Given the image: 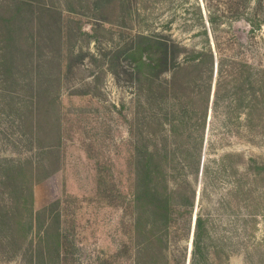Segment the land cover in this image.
<instances>
[{"label":"rangeland","instance_id":"obj_1","mask_svg":"<svg viewBox=\"0 0 264 264\" xmlns=\"http://www.w3.org/2000/svg\"><path fill=\"white\" fill-rule=\"evenodd\" d=\"M45 1L59 12L54 14L55 23H50L45 15L48 22H41L36 10L27 9L0 39V160L33 156L21 142L17 143L19 118L26 117L18 113V94L27 93L31 97L40 90L42 80L54 76L57 109L64 122L60 169L46 178L43 173L35 177L39 180L34 184V207L39 211L62 201V222L56 225L65 228L70 242L66 247L69 252L66 264L150 263L147 234L143 230V235L138 237L134 228L139 216L143 228L153 218L145 212L144 204L133 201L135 191L141 188L138 174L143 166L139 165V156L146 154L145 144L162 154L166 149L176 153L175 164L167 165L159 184L161 195L170 200L171 215L164 241L153 248L158 254L155 263L189 264L192 221L197 211L211 220L214 237L200 264H264V180L258 183L262 197L256 227L252 229V224L246 226L242 220L247 208H239L235 200L231 201L233 207L227 205L229 181L212 186L207 184L201 170L198 172L200 153L209 165L226 154L237 155L233 165L242 172L250 158L264 163V141L259 138L249 142L236 133L239 130L236 125L231 134L223 129L213 132L214 122L200 147L193 145L187 132L184 138L175 141L165 140L158 132L149 142L151 135L144 125L149 111L145 94L142 93L139 105L134 86L124 74L117 79L108 69V59L104 56L117 45L122 31L129 34L132 25L140 31L147 28L146 23L127 22V29H123L118 25L122 21L117 23L112 17L108 21L111 23L98 22L85 1L76 0L74 9H69L66 0ZM173 1L170 9L157 10L152 26L165 29L170 20L176 19L172 25L175 37L188 46H199L201 40L194 36L198 29L186 31L183 9L179 1ZM0 4L2 14L17 9L13 0H0ZM234 34L249 43L247 46L251 45L253 51L264 55V26L253 35L245 23H237ZM38 63L43 66L42 75L37 72ZM122 64L126 68L128 62ZM154 108L159 113L156 104ZM139 118L143 120L140 126ZM154 128L160 130V125ZM26 130L29 132L27 126ZM230 216L241 219L234 226L228 224ZM238 227L241 231L237 232L234 247L221 250L222 239L227 244V237L235 235ZM52 262L44 264H56ZM0 264H25V261L19 254L9 257L0 245Z\"/></svg>","mask_w":264,"mask_h":264},{"label":"trees","instance_id":"obj_2","mask_svg":"<svg viewBox=\"0 0 264 264\" xmlns=\"http://www.w3.org/2000/svg\"><path fill=\"white\" fill-rule=\"evenodd\" d=\"M13 1L17 5L16 11L8 14L0 11V39L8 29L10 31L12 22L21 13H27V9L36 10L41 22H48L49 19L50 23H55L54 14H59L55 6L45 0ZM66 1L69 9H74L72 5L76 0ZM77 1H85L98 22L104 24L111 23L108 22L110 17L117 23L121 20L118 25L123 29H127V22L131 25L133 22L136 25L146 23L147 28L140 31L135 30L133 25L129 34L122 31L117 45L104 56L113 75L119 80L123 74L126 75L134 86L139 105L142 93L145 94L149 111L144 125L151 135L149 142L156 138L158 132L167 141L184 138L187 132L193 145L200 147L205 133L211 131L214 122L213 132L223 129L231 134L236 125L239 129L236 133L249 142L259 141V138L264 141V55L253 51L251 45L247 46L249 43H244L234 34L237 23H245L253 35L262 29L264 0H177L183 9L181 15L186 20V31L198 29L194 36L200 38L201 44L195 47L175 37L172 25L176 19L170 20L165 29L152 26L157 10L170 9L173 0ZM248 53H252L253 58H249ZM122 61L128 62L126 68ZM36 69L40 75L43 74L40 63ZM40 84V90L31 97L19 92L17 103L18 113L26 114V117L19 118L17 143L21 142L25 151L34 153L33 156L29 159L0 160V245L11 258L21 255L25 264H44L47 261L66 264L69 254L66 247L70 242L65 228L56 225L62 222V201L39 211L34 207V184L39 180L35 177L43 173L46 178L59 171L63 135L55 78L42 80ZM155 104L160 114L155 112ZM28 110L29 113H26ZM142 121L139 118V126ZM156 124L160 125V130L154 128ZM149 147L145 144L143 149L146 154L139 156V165L143 166L138 174L141 188L135 191L133 201L144 204L145 212L153 218L143 228L142 216H139L135 219L134 228L138 237L145 230L146 249L153 261L149 262L156 264L158 254L153 248L164 241L171 215L170 200L161 195L159 184L166 174L167 165L175 164L176 153H169L166 149L162 154ZM191 157L194 158L195 154ZM236 157L226 154L212 160L211 165L204 163L202 174L207 184L212 186L229 181L228 207H233L235 200L239 208H247L242 220L246 221V226L252 224L254 229L262 197L258 192V183L264 180V163L250 158L242 172L234 168ZM170 159L173 161L169 163ZM201 167L200 153L198 172ZM238 216H230L228 224L235 226L241 219ZM235 229V235L232 230L229 231L232 235L227 237V244L222 239L221 250L234 247V240L239 235L237 232L241 231L239 227ZM212 230L209 217L197 213L191 264H200L204 258L209 242L214 239Z\"/></svg>","mask_w":264,"mask_h":264},{"label":"water","instance_id":"obj_3","mask_svg":"<svg viewBox=\"0 0 264 264\" xmlns=\"http://www.w3.org/2000/svg\"><path fill=\"white\" fill-rule=\"evenodd\" d=\"M206 15V13H205ZM206 23H207V26L209 27V23L207 21V18H206ZM204 160H205V157H203V160H202V167H201V175L203 173V168H204ZM200 197V188L198 190V193H197V200L199 199ZM196 219H197V211H195V215H194V218H193V228H192V237H191V247H190V256H189V264H190V260H191V256H192V249H193V239H194V232H195V226H196Z\"/></svg>","mask_w":264,"mask_h":264}]
</instances>
